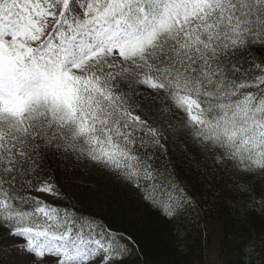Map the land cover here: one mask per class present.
Listing matches in <instances>:
<instances>
[{"label": "snow or ice", "instance_id": "obj_1", "mask_svg": "<svg viewBox=\"0 0 264 264\" xmlns=\"http://www.w3.org/2000/svg\"><path fill=\"white\" fill-rule=\"evenodd\" d=\"M180 142L264 207V0H0V259L124 264L131 237L43 199H66L52 165L116 176L177 222Z\"/></svg>", "mask_w": 264, "mask_h": 264}, {"label": "trees", "instance_id": "obj_2", "mask_svg": "<svg viewBox=\"0 0 264 264\" xmlns=\"http://www.w3.org/2000/svg\"><path fill=\"white\" fill-rule=\"evenodd\" d=\"M180 187L191 198L190 209L174 222L146 201L139 190L91 165L68 163L50 172L66 199L45 200L60 208L103 221L135 244L124 264H264V248L249 257V240L264 233V207L242 195L231 173L215 169L183 142L169 148ZM257 201L264 189L257 186ZM0 247L7 234L0 229ZM5 257L0 259L3 264Z\"/></svg>", "mask_w": 264, "mask_h": 264}, {"label": "rangeland", "instance_id": "obj_3", "mask_svg": "<svg viewBox=\"0 0 264 264\" xmlns=\"http://www.w3.org/2000/svg\"><path fill=\"white\" fill-rule=\"evenodd\" d=\"M44 200H50L53 199L51 196H44ZM13 243V241L10 238H7L4 242L5 247L10 246ZM30 260V257L28 256H17L14 258L13 264H28V261ZM3 264H9V257L6 256L5 261Z\"/></svg>", "mask_w": 264, "mask_h": 264}]
</instances>
